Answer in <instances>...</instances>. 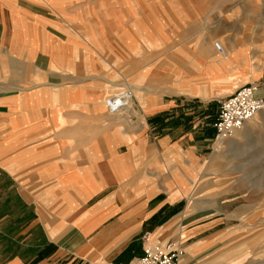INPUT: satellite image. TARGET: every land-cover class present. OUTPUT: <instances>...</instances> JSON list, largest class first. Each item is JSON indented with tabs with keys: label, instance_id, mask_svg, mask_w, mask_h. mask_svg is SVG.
Instances as JSON below:
<instances>
[{
	"label": "crops",
	"instance_id": "0c3cea01",
	"mask_svg": "<svg viewBox=\"0 0 264 264\" xmlns=\"http://www.w3.org/2000/svg\"><path fill=\"white\" fill-rule=\"evenodd\" d=\"M107 3L118 5L116 0H0V55L8 57L0 59V70L17 71L0 75V264H131L145 245L165 242L182 250L180 264H241L239 252L230 255L223 202L231 196L230 182L242 178L234 165L246 159L248 166L264 165V155L239 154L264 149V111L222 148L213 144L214 129L209 134L203 125L216 120L220 101L243 85H259L264 98L259 83L264 53L258 52L255 67L244 73L238 69L245 55L235 49L233 37L218 38L221 51L213 32L193 47L175 46L172 88L157 97H143L134 88V110L131 102L124 111L139 122L134 129L121 114L102 125L107 98L93 110L70 112V97L21 96L22 70L34 76L44 70L47 87L75 76L68 74L74 70L77 83H84L79 71L86 67L85 22L105 16L98 13ZM105 17L129 33L122 21L133 13ZM141 22L140 28L147 26ZM154 29L162 31L158 24ZM126 45L110 52L126 55L121 63L114 58L117 67L123 61L129 69L148 67L149 47ZM230 68L245 76L241 83L224 74ZM34 76H24L30 90L37 85ZM73 113L79 120L70 125ZM123 122L128 127L119 126ZM27 172L47 184L32 191L39 200L23 191L19 175Z\"/></svg>",
	"mask_w": 264,
	"mask_h": 264
},
{
	"label": "rangeland",
	"instance_id": "374dc122",
	"mask_svg": "<svg viewBox=\"0 0 264 264\" xmlns=\"http://www.w3.org/2000/svg\"><path fill=\"white\" fill-rule=\"evenodd\" d=\"M116 2L117 6L107 3L106 9L103 8V12L98 15L108 16L117 11L123 15L127 12L133 13L132 19L122 21L123 25L127 23L126 29L129 33L122 34L125 28L122 30L115 28L114 21L109 17L100 16V19L95 22L91 20L85 22L89 27L85 37L86 67L85 70L79 71L82 74L83 84L77 83V70L68 73L69 75L76 73L75 76H67L62 84L52 87H47L43 83L46 81L44 70L37 71L36 76L29 70H22L19 85L21 90L25 89V91H21V96L28 97L31 94L32 97H46L49 94L58 99L70 97L68 108L70 112L93 110L94 106L100 105L105 98L108 101L116 94L126 91H131L133 97H136L134 88L140 89L143 97H157L163 90L168 91L173 85L175 71L171 51L175 46L197 45L204 33H215L216 43L221 37L234 38L235 49L245 55V59L243 57L239 64L238 70L241 72L247 73L253 66L255 67L259 57L258 52L264 53V0H116ZM121 3L129 5H121ZM141 21L147 26L140 28ZM157 24L162 27L159 34L154 29V25ZM142 29H144L143 33ZM126 44L133 45L135 50L149 47L148 67L144 70L129 69L125 61L117 67V63L113 62L114 58L117 57L121 63V59L125 60L126 55L110 54V52L116 51V47L126 48ZM134 56H140V54ZM1 58L8 57L0 55ZM3 73L6 77H10L13 73L17 76V71L0 70V75ZM236 73V70L230 68L224 74L234 75L235 83H241L245 76ZM25 75L35 77L37 85L32 87V90L24 83ZM259 83H264V80ZM116 85L117 88H115ZM1 87L4 88V86ZM235 89L236 87L233 90ZM217 107L218 104L214 109L217 110ZM124 111L125 109L119 113L110 114L105 109L108 118L102 122V125L109 124L116 115L121 114L134 125L128 127V124L123 122L119 126L134 129L139 122L135 121L134 115L126 114ZM71 116L74 118L71 117L68 124L73 125L79 119L76 118L75 113ZM90 120L88 117L85 118V124L89 125ZM56 121L59 122L58 125H61V118L55 119ZM204 121L206 122L203 129L209 134L212 133L215 117ZM259 145L260 143H256L250 146L254 148ZM223 146L224 143L220 148ZM247 153L264 155V149L242 150L239 154ZM242 161L244 164L233 166V170L238 169L242 172V178L239 181L230 182L231 196L223 202L228 210L224 222L229 226L227 231L231 238L230 255L239 252L237 255L241 258V264H264V165L251 167L246 164L249 160ZM24 169H30V166ZM19 176L20 184L27 196L31 199L33 197V200H39L33 196L32 191H36L37 185L44 190L47 185L45 181L31 179L28 172L26 175Z\"/></svg>",
	"mask_w": 264,
	"mask_h": 264
},
{
	"label": "built area",
	"instance_id": "2783aa9c",
	"mask_svg": "<svg viewBox=\"0 0 264 264\" xmlns=\"http://www.w3.org/2000/svg\"><path fill=\"white\" fill-rule=\"evenodd\" d=\"M215 47L221 51L218 43ZM259 85L246 84L238 88L233 94L220 101L214 125L213 144L220 148L231 134L242 127L260 112L264 111V98L258 96ZM133 99L131 91L122 92L107 101L110 114H116L127 108L128 101ZM144 243H148L149 236H143ZM182 250L173 242L147 244L143 248V255L131 264H180Z\"/></svg>",
	"mask_w": 264,
	"mask_h": 264
},
{
	"label": "bare ground",
	"instance_id": "6f19581e",
	"mask_svg": "<svg viewBox=\"0 0 264 264\" xmlns=\"http://www.w3.org/2000/svg\"><path fill=\"white\" fill-rule=\"evenodd\" d=\"M131 102H132V100H129V101H128V106H127V108H130V107H131V106H130V105H131ZM105 104H106V108H107V100H106V103H105ZM129 106H130V107H129ZM127 108H125V110H126ZM107 110H108V108H107ZM123 110H124V109H123Z\"/></svg>",
	"mask_w": 264,
	"mask_h": 264
}]
</instances>
